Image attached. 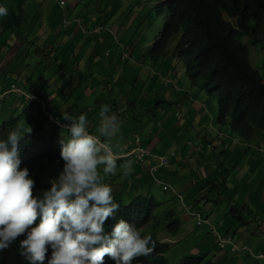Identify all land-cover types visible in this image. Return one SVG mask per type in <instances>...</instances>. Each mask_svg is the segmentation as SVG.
Listing matches in <instances>:
<instances>
[{
    "label": "trees",
    "instance_id": "obj_1",
    "mask_svg": "<svg viewBox=\"0 0 264 264\" xmlns=\"http://www.w3.org/2000/svg\"><path fill=\"white\" fill-rule=\"evenodd\" d=\"M21 6L22 1L19 2L18 8ZM153 11L156 16L163 17L164 21L162 29L154 38L153 43L145 53V57L157 62L155 66H158V70L166 73L173 83L177 81L176 64L172 70L168 69L167 64L171 60H177L181 64L191 87L199 88V91L217 101L216 122L220 127H228L232 135L242 142L254 140L255 129L262 131L263 135L257 144L264 145V76L253 70L249 58L250 47L260 46L264 51V0H156ZM84 12L87 11H83L80 15L77 13L74 18H80L82 15L84 19L89 16V13ZM21 13L20 11L11 19L6 18L0 23L1 37H7L2 35V28L7 29L10 35V31L22 27ZM74 27L80 29L81 25L75 24ZM109 30L97 26L94 31L87 32L82 36V38L98 36L94 50L81 42L74 44L71 42L65 45L61 52L50 58L51 61L48 63L50 71L55 70L57 74L61 75V78L57 81H48L55 85L56 83L62 84V88L58 92V95L62 97H66L68 92H72L64 100V103L72 102L78 112H85L89 109V113L94 115L93 117L100 118L101 106L107 105L111 110L110 113L116 114L120 120L123 113L138 111L139 108L143 111L145 103H149L146 114L156 115L157 110L161 109L162 105L169 103L166 96L167 92H165L166 97L150 98V94H158L162 88L160 84L163 85L164 91H167L169 90L168 85L159 76H152L147 71H144L145 73L142 75L136 63L128 62V60L122 61L118 42H122L124 45L126 39L125 41L120 39L116 41L113 38L115 35L111 34ZM144 32V27H139L137 30V33L142 36ZM177 34L179 37L171 51L169 45ZM106 36H109V39L101 42V38ZM243 39L247 41L244 42ZM18 42L22 43L23 41L19 39ZM127 43L133 44L135 57L143 56V44L145 42L142 39L138 41L135 39L134 41L127 40ZM37 46V44L34 46L36 54L39 51ZM115 49L116 52H119L116 53ZM42 53L45 55L46 50L42 49ZM27 59L26 49L16 54L12 47L4 60L7 71L24 69ZM119 63H123V67L126 69L125 78H122L121 74L119 76L115 74L120 72ZM61 70H63L62 73ZM111 70V74L108 75L107 73ZM10 74L0 78V94L1 92L8 93V96L2 95L0 98V113H17L19 117L32 118V121L26 120L23 123V120L16 119L13 115L4 120L3 115L0 122V141L6 140L7 134L17 127L22 129V133L24 128H35L34 132H36L47 122L57 124L55 121H60L59 126L61 127L59 129L53 127V130L58 131L40 137L37 143L31 144V147L26 148L25 141L29 139L32 132L24 133V139L21 141L20 168H28L29 178L35 181L33 195L39 197V192L50 189L49 180L58 177L63 170L64 161L60 157L61 144L55 137L64 129L68 134L67 138H70V132L63 126L68 122L62 123L61 118L53 117V115H58L59 109L52 107V101L56 98L52 85L44 88L39 84L30 82L28 91L24 89L14 91L9 87L17 86V84L9 79ZM113 77H115L114 82H112ZM113 87L116 89V93H113ZM76 91H79V94L83 96L93 98L92 103L86 105V109L77 103V100L81 99H78L77 96L72 98ZM27 98H33V100L30 99L26 103ZM28 104L29 106H27ZM202 109L200 107L199 113L202 112ZM28 111L31 112V115ZM66 112L73 115L69 110ZM140 115L144 116V114ZM131 119L138 122L142 121L139 112H135ZM207 142L208 145H212L211 140H207ZM112 143L116 145L114 141ZM131 145L144 147L138 137L132 141ZM186 146L190 148L191 143H187ZM223 147L226 153L230 151L224 143ZM198 148L197 152L200 154L201 148ZM235 148L237 147L235 146ZM145 149L147 154L143 156L133 155L131 158L120 157L117 160L119 173L114 176L110 175L108 182L113 189L114 202L119 205V208L114 217H109L105 221L104 231L106 235H110L115 224L124 220L139 230L142 238L150 235L155 243V250L149 256L138 257L133 261V264H168L164 257L170 252L171 247L158 241L156 230L161 225L171 237L178 238L181 223L174 212H169L164 217L159 216V219L154 220L155 213L162 203L151 195L150 189L144 188L146 184L144 181L139 182L142 175L138 172L137 165L150 162V170L163 172L169 177L172 176L170 170L172 165L180 163L186 157L175 153V151L167 155H156L153 149ZM234 149L231 151L233 152ZM114 152L121 154L119 148L116 147H114ZM225 157L226 159L231 158L229 155ZM128 160L132 161L131 178L125 177L119 167ZM154 178L164 191H169L172 188V186L170 188L167 186L168 181L158 180L156 175ZM118 184H120L119 188L116 187ZM188 208L186 207L187 210ZM239 209L234 206L233 212L230 213L231 216H240L243 210ZM39 222L38 218L31 227L38 226ZM153 222L154 225L152 226ZM243 222L244 217H239L240 226ZM148 225L151 226L146 231L144 227ZM261 229L264 232V227ZM219 234L222 235L221 239L227 238L233 242V245L235 244L234 247L237 249L234 252L237 255L244 253L247 254L246 256L250 254L264 255V251H259L263 249L264 241L259 244L261 248L255 250L254 247L249 248V246L242 244L233 235V232L227 231L224 234L219 231ZM25 238L26 235L18 237L8 249L0 251V264H28L25 258L20 255L19 243ZM51 251L49 246L44 264H47L51 257ZM205 256L186 257L178 264H203L205 263ZM260 262L264 263V259ZM104 264H115V261L105 256ZM206 264L208 263L206 262Z\"/></svg>",
    "mask_w": 264,
    "mask_h": 264
},
{
    "label": "rangeland",
    "instance_id": "obj_2",
    "mask_svg": "<svg viewBox=\"0 0 264 264\" xmlns=\"http://www.w3.org/2000/svg\"><path fill=\"white\" fill-rule=\"evenodd\" d=\"M9 1L11 3L7 7L8 14L0 17V23L6 18L11 19L21 11L22 27L17 28L15 31H10V35L7 29H1L2 35L7 37H1L0 35V61L2 60L0 75L4 74L7 77L11 73L9 79L14 81L19 88L25 90L29 89L30 82L39 84L44 88L52 85L53 93L56 95V98L52 101V107L59 109L58 115H53V117L61 118L62 123H64L62 110H69L73 113L74 117L84 114L89 121L88 130L90 134H98L97 128L99 127L100 118L93 117L94 115L89 113V109L85 110V112H78L75 104L72 102L64 103V100L72 92H68L66 97H62L58 95L62 84L56 83L55 85L48 81H57L61 78V75L57 74L55 70L50 71V68H48V63L51 61L50 58L55 57L56 53L61 52L64 46L71 42L73 44L80 42L87 44L90 49L94 50V46L97 45L98 36H91L89 38H82V36L84 29L93 30L96 25L102 26L106 30L111 29L115 31V37L113 38L116 41L119 39L123 41L125 39L126 41L141 40L142 35L138 34L137 30L139 27H145L148 31L143 37V41L147 50L162 29L164 21L163 17L156 16L153 11L156 0H65L64 6L60 5V0ZM20 1H22V6L18 8ZM1 6H5V4L3 3ZM83 11H87L84 13H89V16L83 19L81 15L76 20L74 17L77 13L80 15ZM75 24H80L81 28H75ZM178 37L179 34L171 40L169 45L171 51ZM19 39H22L23 42L19 43ZM108 39L109 36H106L101 38L100 41H107ZM243 41L246 42L247 40L243 39ZM36 44L39 48L37 54L34 47ZM121 44L122 42H118V47ZM12 47L16 54L26 49L28 59L24 64V69H11L7 71L4 60ZM42 49L46 50L45 55L42 53ZM249 58L253 70L258 71L264 76V51L261 47H250ZM147 66H150V64H147ZM147 66H145V63H141L142 68L146 69ZM174 66L176 68L177 79L174 87L178 91L174 93L172 88L164 91L163 85L160 84L162 87L160 92L158 94H150V98H155L157 96H165V92H167L166 96L170 104L162 105V108L157 110L156 115L146 114L149 103L143 105V111L139 108L138 111L134 110L123 113V116L119 120V131L112 138L115 144H119V146L123 145L121 148L119 147V152L122 153L118 155L121 157L123 152L128 151V146L137 137L142 146L153 149L156 155H167L175 151V153L177 152L186 157V164L181 165L180 169L176 168V175L169 177L163 174V172L150 170V162L137 165L138 172L142 175L139 182L144 181L146 183L144 188L150 189L151 195L162 203L155 213L154 220L159 219V216L164 217L169 212H174L181 223L178 238L171 237L166 232L167 230L164 231L165 228L161 227V225L156 230L158 232V241L171 247L170 252L164 257L168 264H178L186 257L206 254L208 252L207 249L201 248L202 252L196 249V246L201 241L211 247V252L208 253L209 259L212 257V254L219 253L220 251L216 242L208 234L206 228L204 226H194L195 221L198 219L207 220L216 227L225 222V225L219 228L220 232L224 233L227 230H231L237 233L238 225L232 222L233 218L230 214L233 212V207L237 206L241 211L246 207L250 211H258L261 214L262 210L259 209L260 206H253L251 203H254L255 200L263 199L261 189L264 188V145L261 144L260 147L251 149H234L232 141L226 137L232 135L231 130L225 126L220 127L216 122L217 101L199 91V88L191 87L189 80L184 75L181 64L177 60H171L167 64L169 70H172ZM119 69L120 72L115 74L119 76L123 73V77L125 78L126 69L123 67V63H119ZM60 72L62 73L63 70ZM111 72L112 70L107 74L109 75ZM140 73L144 75L142 70H140ZM114 80L115 77L112 78V82ZM113 93H116L114 87ZM177 95L182 100H178ZM76 96L82 100H77V103L83 105V109H86L87 104L92 103L93 98L83 96L79 94V91H76L72 98ZM199 107L203 108L201 113L197 111ZM121 111H124V109H121ZM135 112H139V117L142 118V121L138 122L131 119V116ZM177 113L181 115V118H178V120L176 117ZM140 114H144V116ZM3 115L8 116L6 113H0V120ZM13 117L23 120V123L26 120L32 121V118L17 116V113L13 114ZM67 122L70 123L69 121ZM175 124L176 128H174ZM53 127L59 129L61 126L53 122H47L36 132H34L35 128H32V135L29 139H26L25 147H29V141L37 143L40 137L58 131L53 130ZM65 129L68 130V128ZM262 133V131L255 129L253 139L260 141V134ZM57 134L60 138L64 136L68 137L64 129ZM221 134L223 137H218ZM232 137L236 138L234 135ZM205 140H213L216 145L219 142L222 144H220L219 148L213 149L204 142ZM189 142L191 143L190 148L186 146ZM223 143L227 147L230 146L228 153L224 151ZM198 147L201 148L200 154L197 152ZM231 149H234V151L232 152ZM225 154L231 158L226 159ZM230 163L233 164V167ZM240 172L242 175H238ZM118 173L119 170H117L116 175ZM155 175L158 177V180L168 181L172 188L169 191H164L163 187L154 178ZM260 176L263 180L259 182L257 179ZM127 177L131 178L132 175L130 174ZM108 178L109 176L104 181L107 184H109ZM51 180L54 179H50L49 184H51ZM243 185L245 186L244 189H242ZM116 187L119 188L120 184L116 185ZM251 187L256 190L257 194L254 192V198L251 199V202H246V199L252 194ZM43 192H39V197H42ZM186 207H189L188 210ZM151 225L153 226L154 222ZM151 225L144 227V229L147 231ZM252 231L254 233L258 231L259 238L264 239L262 229L257 223H250L249 232ZM238 239L242 244L249 246V248L252 247L255 240V238L249 239L250 244H247L245 235H239ZM245 259L247 260L246 257ZM212 261L217 262V260ZM255 261L258 262H252V260H248L247 262L249 264H262L259 263V260Z\"/></svg>",
    "mask_w": 264,
    "mask_h": 264
},
{
    "label": "clouds",
    "instance_id": "obj_3",
    "mask_svg": "<svg viewBox=\"0 0 264 264\" xmlns=\"http://www.w3.org/2000/svg\"><path fill=\"white\" fill-rule=\"evenodd\" d=\"M3 3L5 6H1ZM10 3L9 0H0V17L8 14L7 7ZM94 29H84L83 35ZM144 29L142 40L148 31L147 28ZM109 31L115 34L111 29ZM132 46L133 44H128L127 41L124 45L121 44L120 59L134 61L142 72L147 71L152 76H159L168 87L173 85L174 93L177 92L178 89H175L168 75L160 72L158 66H155L157 62L145 57L149 49L146 50L145 43L141 57L133 55ZM141 63H145V66L150 64L151 67L144 69ZM4 76L0 75V78ZM121 77L124 78L122 74ZM9 88L14 91L21 90L18 86ZM2 95L8 96V93L1 92L0 98ZM30 99L33 100L27 98L26 103ZM177 99L182 100L178 97ZM110 112L109 106H101L98 134H90L86 115L74 117L62 110V119L70 122L63 125L68 128L70 138H60L58 134L55 138L60 140V157L64 161V167L59 176L50 181L51 187L43 192L42 197L33 195L35 181L29 178L28 168H20L21 141L24 139V133H31V129H24L22 133L17 127L7 134L6 140L0 141V251L8 249L22 235H26V238L19 243L20 255L28 264H44L49 246L52 251L47 264H104L105 256L110 257L115 264H133L136 258L149 256L155 250V243L150 235L142 238L140 231L124 220L115 224L110 235H106L104 231L105 221L114 217L119 208L114 202L112 187L104 182L106 177L116 175L117 160L121 157V154L114 152V147L119 148V144L112 143V138L119 131V120L116 114ZM28 113L31 115L30 111ZM10 115L13 114L4 115V120ZM176 117L178 120L181 115L177 113ZM55 122L60 124L59 120ZM32 143L33 141H29V147ZM130 146L135 148L128 149L121 158H131L138 155V151L147 154L144 147ZM180 164H186V159L180 161ZM119 167L125 177L133 170L131 160ZM167 186L171 187L170 184ZM38 218V226L31 227ZM198 220L194 225L206 228L220 252L236 254L230 248L221 250L216 235L209 231L206 224L198 226ZM208 223L219 237H222L218 227ZM250 255L248 257L262 260L258 259L257 255Z\"/></svg>",
    "mask_w": 264,
    "mask_h": 264
},
{
    "label": "crops",
    "instance_id": "obj_4",
    "mask_svg": "<svg viewBox=\"0 0 264 264\" xmlns=\"http://www.w3.org/2000/svg\"><path fill=\"white\" fill-rule=\"evenodd\" d=\"M134 62V61H132ZM135 63V62H134ZM122 76H123V73H122ZM173 85L169 86V88H172ZM178 98H180V96L177 95ZM181 99V98H180ZM197 111L199 112L200 111V107L197 109ZM201 119V117H200ZM174 128H176V124L174 125ZM172 129V128H171ZM263 134H260V137H262ZM218 137H223V135L221 134L220 136ZM227 139H230L233 143V146L235 145L237 148H240V149H251V148H254V147H260L261 144H257V141L256 140H251V141H246V142H242L240 140H238L237 138H234L232 137V135H229V136H226ZM206 144L208 143L207 140L204 141ZM212 142V145H210L211 148L213 149H216V148H219L220 147V144L222 143H218V145L214 144L213 140H211ZM234 146V147H235ZM133 146H128V149H131ZM227 147V146H225ZM229 149H230V146H228ZM181 149V148H180ZM122 153V152H121ZM127 153L126 152H123V155H125ZM249 156V155H248ZM230 165L233 167V164L230 163ZM176 168L180 169L181 168V164L180 163H175L172 165L171 167V175H176ZM238 175H242V173L240 172ZM257 180L262 181L263 178L260 176ZM244 185L242 186V189H244ZM251 196H249L247 199H246V202L250 201L251 202V199L254 198L253 196V193L255 192L256 193V190H254L252 187H251ZM261 193H262V200H255L254 203H251L253 206H260L259 209L262 210V213L259 214L258 211L257 212H254V211H250L249 208H244V210L240 213V216L239 215H235V217H232L233 220L232 222H235L237 223V227H238V232L237 233H234L233 232V235H235L236 238L239 237V235H245V237L247 238V244H250V241L249 239H254V242L252 244V247L251 248H255L256 249H260L261 247H259V244L260 242H263L264 239H260L259 238V235L257 234L258 231H256L255 233L252 231V232H249V228H250V223H257L259 227H264V188L261 189ZM244 216V222L242 223V225L240 226L238 224V221H239V217H243ZM225 225V222L224 224H220V226H217L218 229L219 228H222V226ZM244 228V230H243ZM220 231V229H219ZM228 232L232 233L231 230H227ZM226 231V232H227ZM224 232V233H226ZM262 235H264V232H262ZM201 248H204V249H207L208 252L206 254H197V256H205V263L203 264H206V262L208 264H216V263H224V264H249L247 261L248 260H252V262H258V261H255V258L254 257H248L246 256L247 254L244 253L243 255H240V254H232V253H228V252H219V253H216V254H212V257L209 259V256H208V253L211 252V247L206 245V243H204L203 241H201L197 246H196V249L201 251ZM254 250V251H255ZM260 252L264 251V246H263V249L259 250ZM202 252V251H201ZM258 252V251H256ZM254 253V252H253ZM245 257L247 258V260L245 259ZM209 259V261H208ZM212 260H217V262H213ZM259 263H262V262H259ZM264 264V263H262Z\"/></svg>",
    "mask_w": 264,
    "mask_h": 264
},
{
    "label": "built area",
    "instance_id": "obj_5",
    "mask_svg": "<svg viewBox=\"0 0 264 264\" xmlns=\"http://www.w3.org/2000/svg\"><path fill=\"white\" fill-rule=\"evenodd\" d=\"M61 5H64V0L61 1L60 3ZM138 155L143 156L144 153H142L141 151L137 152ZM201 224H206L208 226L209 231H211L214 235H216L217 239H218V246L221 250H226L227 248H230L231 251H236V247H234L233 242H230L227 238L221 239L222 237H219V235L216 233V231H214V228L206 221H201L198 220L197 221V225H201ZM263 256H259V258H262Z\"/></svg>",
    "mask_w": 264,
    "mask_h": 264
},
{
    "label": "bare ground",
    "instance_id": "obj_6",
    "mask_svg": "<svg viewBox=\"0 0 264 264\" xmlns=\"http://www.w3.org/2000/svg\"><path fill=\"white\" fill-rule=\"evenodd\" d=\"M23 88V87H22ZM25 90V89H24ZM27 90V89H26ZM28 91V90H27ZM11 93V92H10ZM19 97V96H18ZM23 97V96H22ZM20 99V98H19ZM23 99V98H22ZM2 111V110H1ZM4 111V110H3ZM4 117V116H3ZM25 129V128H24ZM22 130V129H21ZM150 159V158H149Z\"/></svg>",
    "mask_w": 264,
    "mask_h": 264
}]
</instances>
